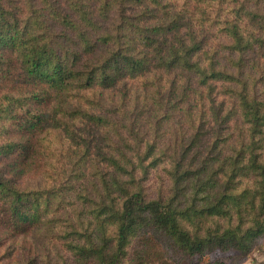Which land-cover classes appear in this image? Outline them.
<instances>
[{"label":"trees","instance_id":"16d2710c","mask_svg":"<svg viewBox=\"0 0 264 264\" xmlns=\"http://www.w3.org/2000/svg\"><path fill=\"white\" fill-rule=\"evenodd\" d=\"M263 248L264 0H0V264Z\"/></svg>","mask_w":264,"mask_h":264},{"label":"rangeland","instance_id":"374dc122","mask_svg":"<svg viewBox=\"0 0 264 264\" xmlns=\"http://www.w3.org/2000/svg\"><path fill=\"white\" fill-rule=\"evenodd\" d=\"M212 260H215L218 258L216 254L211 255L210 257ZM262 262L264 261V248L262 250H257L254 253H252L247 259L242 261L241 264H253V262Z\"/></svg>","mask_w":264,"mask_h":264}]
</instances>
